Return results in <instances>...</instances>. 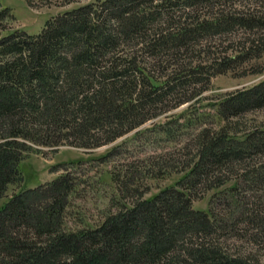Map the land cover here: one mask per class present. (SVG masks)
Masks as SVG:
<instances>
[{
	"label": "trees",
	"instance_id": "1",
	"mask_svg": "<svg viewBox=\"0 0 264 264\" xmlns=\"http://www.w3.org/2000/svg\"><path fill=\"white\" fill-rule=\"evenodd\" d=\"M226 2L92 0L47 19L35 34L7 30L1 21L9 8L0 9V264H257L224 244L237 227L214 208L215 195L207 209L193 200L230 180L218 193L237 204L241 180L264 183V162L242 166L264 153V128L241 137L224 125L200 130L196 154L174 185L90 226L65 225L78 184L68 171L5 195L22 179L19 163L33 145L98 147L204 91L236 57L206 62L209 42L236 25L264 28L263 11ZM214 106L221 119L263 107L264 79ZM236 165L240 173H220ZM255 227L264 235L261 218Z\"/></svg>",
	"mask_w": 264,
	"mask_h": 264
},
{
	"label": "rangeland",
	"instance_id": "2",
	"mask_svg": "<svg viewBox=\"0 0 264 264\" xmlns=\"http://www.w3.org/2000/svg\"><path fill=\"white\" fill-rule=\"evenodd\" d=\"M89 1L92 0H0V9L9 8V15L1 24L7 30L20 28L35 34L47 19ZM231 3L237 8L244 6V10L254 8L264 12V0H227L226 5ZM252 38V47L244 53V46L251 44ZM209 43L208 52L202 55L206 62L216 63L229 56L236 57L227 70L211 76L204 91L98 147L83 148L67 142L54 147L33 145L19 163L22 179L8 186L6 197L23 187L48 182L68 171L78 184L70 196L65 225L70 228L90 226L121 204L174 185L196 154L200 130L217 131L224 125L231 134L241 137L263 129L264 106L221 119L214 104L225 94L248 88L264 79V28L247 31L236 25L230 33ZM77 160L80 162L75 163ZM254 162L263 163L264 153L249 156L242 166L250 167ZM220 173L225 177L240 171L236 165L229 172L222 170ZM244 181L241 180L239 185L240 203H233L229 195L218 193L231 182L229 180L199 194L193 200V206L207 209L210 197L215 195L214 208L226 214L225 222L230 218L237 227L222 236L224 244L231 252L264 264V235L255 227L260 218L264 221V183L251 186L252 183ZM198 187L200 185L196 189ZM246 208H251L250 215ZM247 218H255L254 223Z\"/></svg>",
	"mask_w": 264,
	"mask_h": 264
}]
</instances>
